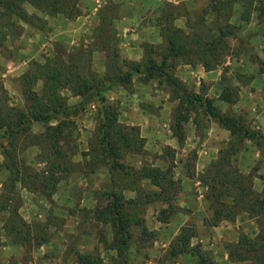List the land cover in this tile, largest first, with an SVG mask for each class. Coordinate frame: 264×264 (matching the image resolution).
Listing matches in <instances>:
<instances>
[{
	"label": "rangeland",
	"instance_id": "374dc122",
	"mask_svg": "<svg viewBox=\"0 0 264 264\" xmlns=\"http://www.w3.org/2000/svg\"><path fill=\"white\" fill-rule=\"evenodd\" d=\"M208 4L209 0H79V15L72 20L59 15H40L44 22L39 28L17 22L18 34L4 39L0 47V100L10 107H22L20 76L31 61L41 62L56 44L68 50L71 47L93 49L90 67L102 72L104 59L98 46V33L109 27H103L101 15L105 16L104 24L112 18L110 29L118 55L140 62L150 46L157 51L163 44L159 29L163 23L185 32H192L194 24L202 19L210 24ZM26 10L32 12L30 8ZM237 18L238 9L234 7L229 23L235 27V33L226 37L227 52L216 68L204 71L198 64L187 65L174 58L167 61V69L183 83L188 93L210 100L217 111L233 114L242 127L264 139V74L259 71L262 68L259 63L264 58L263 25L253 18L246 23H240ZM142 79L134 75L127 88L116 85L103 96L116 107L117 121L136 128L144 139L142 152L127 157L125 162L134 167L141 163L158 168L169 166L177 182L173 203L178 209L161 223L157 220L158 211L165 206L159 202L147 204L142 217L148 234L142 236L138 230H133L125 254L118 257L114 251L106 249L111 242L109 226L96 221L92 214L99 202L96 197L108 186L104 169L86 175L81 170L72 172L57 185L50 198L16 185L13 192L19 215L27 223L44 224L49 239L29 248L12 244L1 231L0 264H75L76 253L93 250L99 253L104 264H195V258L186 254L174 260L167 259L169 244L181 228L194 233L190 244L201 249L206 264H227L220 262V258L212 261L213 250L220 255L240 233L252 236L256 232L253 220L239 214L233 220L217 223L219 234L224 228L228 231L224 241L215 243L212 240L208 228L213 221L201 180L218 152L228 149L229 131L194 104L193 111L185 113L181 108L186 120L181 124L183 140L178 142L172 132L177 100L172 98L170 86L163 78ZM222 89L236 93L233 105L218 101ZM64 95L70 106L79 101L67 92ZM97 108L98 104L93 101L72 117L76 128L72 139L78 151L85 150L95 129ZM42 130L41 124L31 126L34 134ZM233 149L236 152L230 158L232 165L243 174L250 173L252 189L259 192L262 188L260 178H264L263 149L250 140H244ZM38 159L36 147H28L20 154V160L32 169L42 168ZM74 161H79V157ZM5 175L0 168V184ZM6 192L7 189L0 185V195ZM131 195L125 193L127 197ZM104 240L106 244H102Z\"/></svg>",
	"mask_w": 264,
	"mask_h": 264
},
{
	"label": "trees",
	"instance_id": "16d2710c",
	"mask_svg": "<svg viewBox=\"0 0 264 264\" xmlns=\"http://www.w3.org/2000/svg\"><path fill=\"white\" fill-rule=\"evenodd\" d=\"M78 4L79 0H0V47L4 39L18 34L17 22L39 28L44 22L40 15H59L72 20L79 15ZM234 7L238 9L240 23L253 18L263 25L264 41V0H209L207 15L212 17L210 24L202 19L194 24L192 32H185L163 23L159 26L163 44L157 51L150 46L140 62L118 55L110 29L112 18L104 24V15L99 18L103 27L109 28L98 33V46L104 59L102 72L90 67L93 49L81 47L68 50L56 44L41 62L31 61L20 76L22 107H10L0 100V168L6 174L0 185L7 189L6 194L0 195L3 202L0 203V239L2 231L12 244L19 246L32 248L47 242L49 233L44 224L27 223L19 215L13 188L18 185L50 198L57 185L76 170L86 175L104 169L107 174L108 186L96 197L99 202L92 214L96 221L109 226L111 242L106 249L114 251L118 257L125 254L133 230H138L142 236L148 234L142 217L147 204L159 202L165 206L158 211L157 220L161 223L178 209L173 203L177 182L169 166L158 168L141 163L134 167L125 162L127 157L142 152L144 139L136 128L123 126L117 121L116 107L103 96L113 86L127 88L132 76L139 75L144 81L163 78L170 86L172 98L177 100L172 132L178 142L183 140L181 124L186 120L182 111L195 110L194 104L229 131L228 149L218 152V157L210 163L201 180L213 221L210 226L245 214L253 220L256 232L252 236L240 233L235 242L228 243L224 247L227 260L264 264V178H260L261 190L254 191L251 174L240 172L230 159L236 152L233 148L244 140H250L264 153V139L242 127L233 114L217 111L210 100L188 93L183 83L167 69V61L174 58L187 65L198 64L204 71L216 68L227 52L226 37L235 33V27L229 23ZM27 8L32 12L29 13ZM259 65L262 67L260 73L264 74V58ZM64 92L79 101L68 105ZM217 99L233 105L237 95L230 89H222ZM93 101L98 104L97 123L85 150L78 151L72 139L76 129L72 117ZM34 123L42 125L40 133L31 132ZM28 147L37 148L41 169H32L20 160V154ZM75 157H79V161H74ZM125 193L132 195L127 197ZM193 237V232L181 228L169 244L167 259L174 260L186 254L195 258V264H206L201 249L190 244ZM102 244H106L105 240ZM75 264L104 262L93 250L76 253Z\"/></svg>",
	"mask_w": 264,
	"mask_h": 264
},
{
	"label": "crops",
	"instance_id": "0c3cea01",
	"mask_svg": "<svg viewBox=\"0 0 264 264\" xmlns=\"http://www.w3.org/2000/svg\"><path fill=\"white\" fill-rule=\"evenodd\" d=\"M218 228L219 227H217V226H211V227L208 228L209 232L212 233V236L211 237H212V240L215 243L218 242L217 240L224 241V238L226 236V233H228V231H226V229L224 228L225 230L224 229L223 230L221 229L222 231L219 234V231H218L219 229ZM216 237H217V239H216ZM202 241H203L202 239H199V242H202ZM235 241H236V239H234L232 242H235ZM212 253L214 254V257H213L212 261H217L220 258V262H226L227 264H241V263H231V262H229L227 260V255H226L225 251L220 252V255H218L216 252H214V250H213Z\"/></svg>",
	"mask_w": 264,
	"mask_h": 264
}]
</instances>
